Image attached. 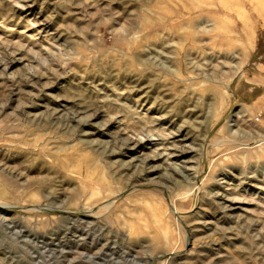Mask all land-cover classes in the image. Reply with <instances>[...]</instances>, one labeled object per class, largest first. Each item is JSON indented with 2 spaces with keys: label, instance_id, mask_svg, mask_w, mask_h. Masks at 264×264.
Segmentation results:
<instances>
[{
  "label": "rangeland",
  "instance_id": "obj_1",
  "mask_svg": "<svg viewBox=\"0 0 264 264\" xmlns=\"http://www.w3.org/2000/svg\"><path fill=\"white\" fill-rule=\"evenodd\" d=\"M0 264H264V0H0Z\"/></svg>",
  "mask_w": 264,
  "mask_h": 264
},
{
  "label": "bare ground",
  "instance_id": "obj_2",
  "mask_svg": "<svg viewBox=\"0 0 264 264\" xmlns=\"http://www.w3.org/2000/svg\"><path fill=\"white\" fill-rule=\"evenodd\" d=\"M12 62V61H11ZM96 114V113H95ZM93 116H95V115H93ZM97 116V115H96ZM101 146V145H100Z\"/></svg>",
  "mask_w": 264,
  "mask_h": 264
}]
</instances>
